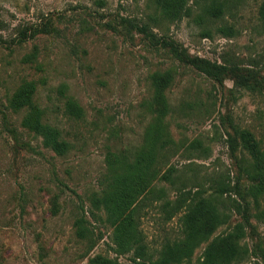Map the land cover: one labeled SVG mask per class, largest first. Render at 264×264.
<instances>
[{
    "label": "rangeland",
    "instance_id": "1",
    "mask_svg": "<svg viewBox=\"0 0 264 264\" xmlns=\"http://www.w3.org/2000/svg\"><path fill=\"white\" fill-rule=\"evenodd\" d=\"M194 1L188 0L190 17L169 22L150 0H0V264H89L96 256L117 264H149L134 261L131 253L115 254L111 228L86 214L95 237L88 250L76 236L74 221L101 189L107 154L131 152L142 143L151 76L157 71L177 73L166 92L175 110L168 120L173 137L199 139L210 149L207 159L176 158L178 168H194L200 177L228 171L235 176L226 144L231 125L252 132L264 151V91L236 88L229 79L218 85L179 64L150 38L173 40L192 56L264 76V33L257 19L261 0H227L230 10L222 19L204 25ZM123 19L148 25V33ZM220 24L233 26L236 34L223 37L216 31ZM26 81L35 82L36 101L71 144L65 156L45 149L20 127L22 114L7 110V99ZM65 97L81 107L82 118L67 113ZM259 211L264 212V199ZM255 212L249 211L253 235L264 244V218L256 219ZM177 219L166 225L152 213L143 219L153 256L164 237L177 233ZM205 245L184 264H195Z\"/></svg>",
    "mask_w": 264,
    "mask_h": 264
},
{
    "label": "trees",
    "instance_id": "2",
    "mask_svg": "<svg viewBox=\"0 0 264 264\" xmlns=\"http://www.w3.org/2000/svg\"><path fill=\"white\" fill-rule=\"evenodd\" d=\"M150 1L159 16L169 22L191 16L188 0ZM229 3L227 0H195L193 6H198L201 11L199 24H216L224 12L230 10ZM257 19L259 29L264 33V0L258 4ZM123 22L142 34L148 33V25L139 26L125 19ZM216 31L223 37L236 34L229 24H220ZM203 36L209 34L205 32ZM150 38L179 64L218 85L229 79L236 88L264 91V76L251 68L212 62L192 56L173 40L156 39L153 35ZM176 74L171 68L152 74V94L148 102L150 118L142 143L131 152L123 150L107 154L101 189L88 198V210L81 207V216L75 218L76 236L89 244L88 250L92 248L95 237L89 228L88 214L94 222L102 221L111 228L115 254L131 253L134 261L184 264L191 261L196 249L206 244L195 264H264V244L253 235L249 214L252 208L256 211V219L264 218V212L259 211L260 201L264 199V151L260 142L249 130L230 126L226 144L236 167L233 177L229 171L200 177L194 168L188 171L178 168L173 163L176 158L187 161L207 159L210 149L199 139H175L170 131L168 120L175 110L166 92L173 85ZM36 91L35 82H23L7 99L6 108L12 114H22L20 127L40 139L45 149L57 156H65L71 144L61 129L47 119L46 111L35 99ZM65 99L67 113L76 119L82 118L83 111L76 101L71 97ZM192 166L190 162L186 167ZM188 173L191 175L186 177ZM53 207L55 213V203ZM149 213L157 215L163 225L178 218L177 233L174 237H164L155 256L141 229L142 221ZM233 215H238L239 220L232 222ZM222 226H227L226 231L213 236ZM248 236L252 238L250 244L246 242ZM89 264L117 263L96 256Z\"/></svg>",
    "mask_w": 264,
    "mask_h": 264
}]
</instances>
